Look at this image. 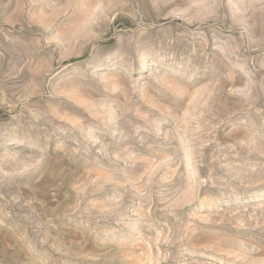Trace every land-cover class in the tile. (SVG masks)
I'll return each instance as SVG.
<instances>
[{
  "label": "rangeland",
  "instance_id": "374dc122",
  "mask_svg": "<svg viewBox=\"0 0 264 264\" xmlns=\"http://www.w3.org/2000/svg\"><path fill=\"white\" fill-rule=\"evenodd\" d=\"M0 264H264V0H0Z\"/></svg>",
  "mask_w": 264,
  "mask_h": 264
}]
</instances>
